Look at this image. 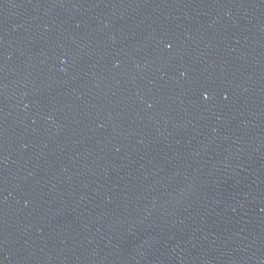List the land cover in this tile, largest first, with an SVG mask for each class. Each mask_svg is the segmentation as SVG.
<instances>
[{
	"label": "water",
	"instance_id": "1",
	"mask_svg": "<svg viewBox=\"0 0 264 264\" xmlns=\"http://www.w3.org/2000/svg\"><path fill=\"white\" fill-rule=\"evenodd\" d=\"M0 264H264V0H0Z\"/></svg>",
	"mask_w": 264,
	"mask_h": 264
}]
</instances>
